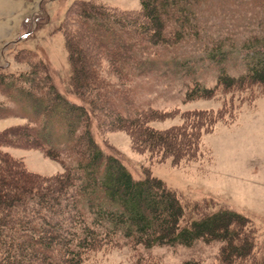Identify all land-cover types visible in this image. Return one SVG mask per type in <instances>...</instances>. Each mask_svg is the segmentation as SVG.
I'll return each mask as SVG.
<instances>
[{"label":"trees","instance_id":"trees-1","mask_svg":"<svg viewBox=\"0 0 264 264\" xmlns=\"http://www.w3.org/2000/svg\"><path fill=\"white\" fill-rule=\"evenodd\" d=\"M252 1L264 6V0ZM207 2L141 0V11L133 15L91 0L75 2L60 30L80 104L59 92L35 52L16 55L26 70L9 74L0 67L5 99L0 119L25 121L17 132L0 134V264H84L91 255L122 248L116 237L146 250L216 241L221 243L219 264H264L258 228L250 219L206 200H185L150 170L135 179L119 158L100 148L93 132V125L102 136L125 131L137 138L139 152L159 162L197 157L201 131L223 121L222 115L186 113L183 125L155 129L152 122L172 118L176 110L142 107L131 83L157 72V61L149 59L156 57L154 49L201 38L200 11ZM224 48V41H216L208 55L220 67L217 86L209 89L195 82L187 90V102L222 96L225 109H233L254 102L255 90L264 89V39L243 43L247 69L238 76L226 72L223 63L230 52ZM19 142L58 161L63 173L47 183L27 172L3 150ZM65 151L75 165L62 159Z\"/></svg>","mask_w":264,"mask_h":264},{"label":"rangeland","instance_id":"rangeland-1","mask_svg":"<svg viewBox=\"0 0 264 264\" xmlns=\"http://www.w3.org/2000/svg\"><path fill=\"white\" fill-rule=\"evenodd\" d=\"M77 1L80 0H0V67L9 74L26 70L27 66L17 63L16 55L25 50L35 52L47 65L59 92L69 101L80 104L71 87V64L60 30L69 9ZM91 1L131 15L142 9L141 0ZM200 21L199 40L189 38L174 48L154 49L152 55H157L149 59L157 61V72L135 78L131 83L136 89V102L142 107L176 110L172 118L152 122L155 129L164 131L183 125L186 113L207 111L222 115L223 121L217 122L211 130L204 127L201 131L197 157L177 163L172 157H166L159 162L148 152H139L135 147L137 138L125 131H105L102 136L93 125V132L100 148L119 158L135 179H142L144 172L150 170L185 200H206L216 204L217 209L230 210L250 219L258 228L261 258L264 256V89L255 90L254 102L233 109H225L222 96L187 102L186 93L195 82L209 89L217 86L220 67L208 58L216 41H224V50L230 52L223 63L226 72L238 76L246 71L247 56L241 48L249 39H264V6L252 0H208L200 11ZM146 56L149 55L144 58ZM218 95H222L221 92ZM0 102H5L1 94ZM24 124L20 118L0 119V134L8 130L17 132L15 129ZM19 144L3 150L13 160L22 162L27 172L44 177L47 183L48 178L63 173L58 161L46 157L35 147ZM160 156L158 158H162ZM62 159L68 165H75L67 151ZM116 240L122 243V248L91 255L84 264H149L153 261L219 264L217 255L221 243L216 241L146 250L132 248L121 238L116 237Z\"/></svg>","mask_w":264,"mask_h":264}]
</instances>
